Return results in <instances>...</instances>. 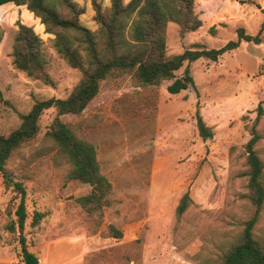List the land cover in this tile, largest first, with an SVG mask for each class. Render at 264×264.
I'll list each match as a JSON object with an SVG mask.
<instances>
[{
	"label": "rangeland",
	"instance_id": "obj_1",
	"mask_svg": "<svg viewBox=\"0 0 264 264\" xmlns=\"http://www.w3.org/2000/svg\"><path fill=\"white\" fill-rule=\"evenodd\" d=\"M82 10L78 20L89 29L91 0H73ZM107 8L109 0H96ZM124 2L127 0H123ZM201 25L179 34V26L165 28V56L184 49L218 48L236 36V28L255 34L264 20V0H193ZM25 5H0V134L20 122L34 100L63 98L81 77L52 46L45 32L27 13ZM30 12V11H29ZM31 26L42 41L45 72L52 85L26 75L12 62L17 24ZM262 42L240 41L216 60L190 62L194 88L175 94L166 90L170 80L139 85L131 73L113 74L100 82L98 93L77 114L61 121L95 146L100 171L112 186V204L96 220L76 198L89 186L67 178L68 163L44 139L55 111L46 109L38 119L34 138L15 149L4 167L25 188L26 218L22 230L27 248L39 264H218L235 243L252 215L245 163V143L262 103L254 149L263 165L264 183V26ZM186 62L174 72L181 76ZM211 128L202 139L194 111ZM187 191L190 204L177 218L175 208ZM18 195L0 173V264H16L20 256L15 221ZM35 211L42 218L32 224ZM122 231L106 236V226ZM264 247V201L253 229Z\"/></svg>",
	"mask_w": 264,
	"mask_h": 264
},
{
	"label": "trees",
	"instance_id": "obj_2",
	"mask_svg": "<svg viewBox=\"0 0 264 264\" xmlns=\"http://www.w3.org/2000/svg\"><path fill=\"white\" fill-rule=\"evenodd\" d=\"M6 3L25 5L34 20L35 17L40 19L37 24L41 28L43 24L45 32L53 34L52 46L59 56L70 67L81 71L80 79L67 96L34 100L29 110L20 115L19 125L6 135L0 134V173L5 185L19 197L14 209L16 219L6 226L8 231L18 232L21 258L16 264H39L37 255L27 248L22 233L26 218L25 188L20 179L6 171L4 164L15 149L35 137L42 112L54 109L55 115L44 133V139L51 142L56 153L68 163L67 178L89 186L88 192L77 197L76 202L86 213L99 220L102 209L112 204L111 183L100 171L93 143L76 134L59 116L80 113L98 93L100 82L113 74L131 73L139 85H156L170 80L166 86L170 94L189 86L194 88L190 62L199 58L216 60L225 51L237 47L242 40L261 43L260 31L264 20L255 34L245 33L242 27L236 28L235 38L218 48L184 49L166 57L165 28L168 22L179 26L180 36L201 25L193 9V0H109L107 8L91 0L92 19L96 25L92 30L79 22L82 10L73 0H0V5ZM11 55L16 68L52 85L44 70L46 59L42 41L31 26L17 24ZM184 62L187 64L181 76L176 77L174 72ZM262 108L259 102L254 122L249 128L250 136L244 146L248 197L254 210L244 222L238 240L223 252L218 264H264V247L253 234L264 201L263 165L254 149L259 139L256 124L263 115ZM194 120L198 135L202 139L211 138L212 130L202 119L197 106ZM189 204L190 197L185 191L175 208L177 218ZM42 216L43 213L35 211L31 223H37ZM106 231V236L112 238L122 236V231L113 224H108Z\"/></svg>",
	"mask_w": 264,
	"mask_h": 264
}]
</instances>
